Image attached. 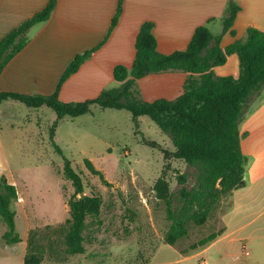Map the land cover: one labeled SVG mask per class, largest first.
<instances>
[{"label":"crops","instance_id":"crops-1","mask_svg":"<svg viewBox=\"0 0 264 264\" xmlns=\"http://www.w3.org/2000/svg\"><path fill=\"white\" fill-rule=\"evenodd\" d=\"M228 1L123 0L118 21L104 40L116 14L118 0H56L50 18L27 31V44L1 72L0 92L50 95L69 62L76 55L96 48L58 92L59 100L64 103L92 100L103 90L120 86L113 78V70L116 66L130 69L135 58V39L143 23L153 24L157 51L170 54L185 50L199 26H206L214 35L221 34V19ZM232 1L240 8L232 27L236 35L224 34L221 48L245 39L247 28L264 32V0ZM47 2L0 0V40L44 8ZM213 71L219 77L237 78V55L229 56L224 65ZM186 78L187 74L179 71L152 74L137 80L136 88L145 102L175 100L182 94ZM9 102L16 101L0 103V119L7 120L12 127L18 115L12 106L8 107ZM252 105L253 109L264 107V90ZM26 108L38 110L46 107ZM255 116L253 114L250 119L249 132L244 124L239 130L242 154L245 160L250 158L249 179L244 168V187L223 196L204 223L209 222L214 227L207 236H217L196 249L178 246V243L162 245L153 255L155 262L149 264H264V132L258 130V125L264 126V118ZM26 118L23 124L28 123ZM10 172V169H0V176L14 186L12 176L8 175ZM15 230L20 241L3 248L1 238L7 227L0 222V264L24 262L29 229L23 216L15 214Z\"/></svg>","mask_w":264,"mask_h":264},{"label":"rangeland","instance_id":"rangeland-1","mask_svg":"<svg viewBox=\"0 0 264 264\" xmlns=\"http://www.w3.org/2000/svg\"><path fill=\"white\" fill-rule=\"evenodd\" d=\"M257 97L247 105L240 131L243 124L250 131L253 114L264 118V107L253 109ZM7 105L18 117L12 127L0 119V169L11 171L8 175L14 180L16 194L11 209L26 219L27 249L41 256L39 264L155 262L153 255L165 245L163 239L170 226L167 203L174 210L180 208L182 190L194 185L203 166L202 161L192 158L171 156L165 161L163 151L174 153L178 146L195 141L197 134L185 131L169 135L147 117L133 121L125 110L96 106L91 107L90 114L61 120L52 134L56 120L52 110H29L17 102ZM25 118L28 123L23 124ZM258 128L264 132L262 124ZM64 159L80 175L82 194H76L64 176ZM85 159L103 174L105 183L86 169ZM249 162L246 157L248 179ZM84 197L100 199V208L98 214L89 213L85 218L84 253L68 254L64 236L69 227L70 202ZM213 229L209 222L201 226L189 222L187 235L176 243L196 249L193 245Z\"/></svg>","mask_w":264,"mask_h":264},{"label":"trees","instance_id":"trees-1","mask_svg":"<svg viewBox=\"0 0 264 264\" xmlns=\"http://www.w3.org/2000/svg\"><path fill=\"white\" fill-rule=\"evenodd\" d=\"M123 0H118L116 14L104 40L108 38L122 12ZM56 5V0H48L40 11L9 31L0 40V74L5 66L27 44L25 34L40 23L47 21ZM239 6L229 0L224 11L222 32L214 35L206 26L195 29L185 50L170 54L157 51L153 24L143 23L135 39V58L130 69L116 66L113 78L120 83L118 88L103 90L96 98L79 103H64L58 98L61 85L81 64L88 59L96 48L76 55L60 76L55 91L50 95H25L12 92H0V103L13 100L28 108L46 107L56 115L51 132L64 119L76 118L90 113L91 107L102 110H125L133 121L147 117L161 132L176 135L188 131L197 134L190 144L177 147L174 153L163 151L164 160L172 156L179 159H195L203 162L195 183L190 189H183L181 205L174 210L167 203V218L170 221L163 244L174 245L187 235V224L203 225L209 213L219 199L233 190L244 187V167L246 160L240 146L239 124L248 104L264 90V32L247 28L243 40H235L225 48L220 47L224 34L235 37L233 23L239 12ZM237 55L239 74L216 76L213 69L226 63L231 55ZM183 72L187 78L182 94L175 100L158 99L145 102L139 97L136 81L152 74L165 72ZM52 140V139H51ZM53 142V141H52ZM54 144V143H53ZM156 146L155 143H153ZM55 150L60 149L54 144ZM86 169L105 183L103 174L90 160L85 159ZM63 174L72 183L76 194L83 193L80 175L64 159ZM181 181L184 182L183 178ZM0 221L7 227L1 238L3 248L20 241L15 230V213L11 202L16 198L13 186L4 176H0ZM101 201L98 198L73 199L70 202V219L64 236L68 254H82V232L85 218L89 213L98 214ZM217 235L211 234L198 241L192 248L203 246ZM27 249L23 264H39L41 256Z\"/></svg>","mask_w":264,"mask_h":264}]
</instances>
